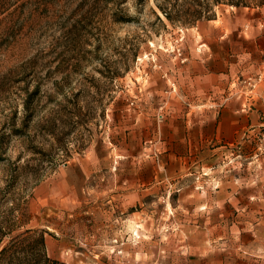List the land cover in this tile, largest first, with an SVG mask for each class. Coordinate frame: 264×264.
<instances>
[{"label":"rangeland","instance_id":"1","mask_svg":"<svg viewBox=\"0 0 264 264\" xmlns=\"http://www.w3.org/2000/svg\"><path fill=\"white\" fill-rule=\"evenodd\" d=\"M209 3L0 0V225L67 264H264V0ZM212 71L255 111L217 161L184 146Z\"/></svg>","mask_w":264,"mask_h":264},{"label":"crops","instance_id":"2","mask_svg":"<svg viewBox=\"0 0 264 264\" xmlns=\"http://www.w3.org/2000/svg\"><path fill=\"white\" fill-rule=\"evenodd\" d=\"M212 72L210 83L206 85L207 91L199 105L190 104L187 109L192 122L193 114L199 115V119L195 127H192L190 143L187 142L184 146L200 149L209 161H217L224 157L229 158L233 155H229V151L244 141L245 132L250 130V121L253 120L255 111L251 107L241 106L239 99L233 97L230 74ZM221 85L225 86L221 92L230 96L223 102L220 100L223 96L218 95ZM215 96L219 98L216 100L213 98Z\"/></svg>","mask_w":264,"mask_h":264},{"label":"trees","instance_id":"3","mask_svg":"<svg viewBox=\"0 0 264 264\" xmlns=\"http://www.w3.org/2000/svg\"><path fill=\"white\" fill-rule=\"evenodd\" d=\"M175 0H155L156 6L163 16L171 23L183 27L194 26L202 19H215L213 4L199 3L193 9L184 10ZM239 7L240 4L230 3ZM264 5H258L262 7ZM158 19L162 22L161 17ZM13 210L11 211L13 215ZM24 225L14 222L11 226L0 225V264H67L51 258L46 250V232L26 228L20 232ZM8 241L6 242V240Z\"/></svg>","mask_w":264,"mask_h":264}]
</instances>
